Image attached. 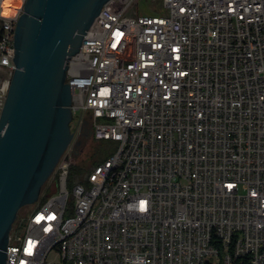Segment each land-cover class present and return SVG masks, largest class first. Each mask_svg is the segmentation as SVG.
Instances as JSON below:
<instances>
[{"label":"built area","instance_id":"built-area-1","mask_svg":"<svg viewBox=\"0 0 264 264\" xmlns=\"http://www.w3.org/2000/svg\"><path fill=\"white\" fill-rule=\"evenodd\" d=\"M113 1L66 82L72 116L115 149L71 187L59 162L5 264H264V0H161L152 15ZM21 2L5 15L0 0V115Z\"/></svg>","mask_w":264,"mask_h":264},{"label":"water","instance_id":"water-1","mask_svg":"<svg viewBox=\"0 0 264 264\" xmlns=\"http://www.w3.org/2000/svg\"><path fill=\"white\" fill-rule=\"evenodd\" d=\"M108 1L25 0L17 18L0 115V264L18 210L37 201L72 139L67 61Z\"/></svg>","mask_w":264,"mask_h":264},{"label":"rangeland","instance_id":"rangeland-1","mask_svg":"<svg viewBox=\"0 0 264 264\" xmlns=\"http://www.w3.org/2000/svg\"><path fill=\"white\" fill-rule=\"evenodd\" d=\"M126 0H115L112 3V7L116 10H119L124 6L126 3ZM19 6H22V2L20 3ZM127 14H131L133 12H138V14H143V15H152V14H160L163 13L164 10L161 6V0H133L130 4L129 7L125 10ZM4 71L0 70V74H2ZM81 115V112H77L74 116H72V120L70 122V130L73 134L72 139L63 152L62 156L60 157L59 161L57 162L56 166L54 167L52 173L50 174L49 178L46 180V182L43 184L41 188V192L39 194V197L36 202L25 205L21 207L20 211L18 210L16 219L13 223L12 226H16V223H20L21 219L24 218L27 213L35 206H38V202L40 199V196L43 192V188L45 186L51 184V190H55L56 184L53 183V178L57 172V167L59 162L63 158H69V161L71 164H84V167L88 169V172L91 171L92 165L91 162L94 160L92 157V154L96 151L97 147L101 144H106L108 147L106 148V153L111 154L113 153L114 149L113 146L115 145L114 142L111 141H97L92 137V121L90 120V128L91 131H86L85 130V125L84 121L89 120V112H84L81 115V120L79 119ZM84 174V178L86 174ZM56 191H53L51 194H55ZM55 257L53 254L49 256V260H54Z\"/></svg>","mask_w":264,"mask_h":264},{"label":"trees","instance_id":"trees-1","mask_svg":"<svg viewBox=\"0 0 264 264\" xmlns=\"http://www.w3.org/2000/svg\"><path fill=\"white\" fill-rule=\"evenodd\" d=\"M101 141H103V140H101ZM107 147H108V145L101 144V145H99V147H97V149L94 152V154H92V157L94 158V160L91 162V165L93 167H95L101 161L105 160L110 155V154L106 153V148ZM113 149H115V145L113 146ZM86 172H88V169H86L84 167V164L83 165L82 164H71L70 167H69L68 176H67V184H68V186L71 187L77 181H81V182L85 181V178L83 176H84V174ZM53 183L56 184V188H57V175L54 176ZM50 186H51V184L50 185L47 184V186H45L43 188V191L45 193L39 199V202H38L39 205L42 204L46 200L47 195L50 194V192L52 191ZM20 209H19V211H20Z\"/></svg>","mask_w":264,"mask_h":264},{"label":"bare ground","instance_id":"bare-ground-1","mask_svg":"<svg viewBox=\"0 0 264 264\" xmlns=\"http://www.w3.org/2000/svg\"><path fill=\"white\" fill-rule=\"evenodd\" d=\"M21 0H3V14L7 15L13 12V8L20 5Z\"/></svg>","mask_w":264,"mask_h":264},{"label":"flooded vegetation","instance_id":"flooded-vegetation-1","mask_svg":"<svg viewBox=\"0 0 264 264\" xmlns=\"http://www.w3.org/2000/svg\"><path fill=\"white\" fill-rule=\"evenodd\" d=\"M91 119H92L91 115H89V120L87 119V120L84 121V125H85V130L86 131H91L90 124H89Z\"/></svg>","mask_w":264,"mask_h":264}]
</instances>
